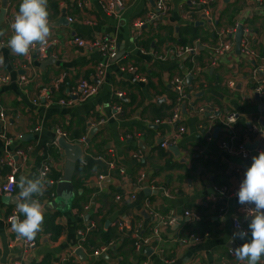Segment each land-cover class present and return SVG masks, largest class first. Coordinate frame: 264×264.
<instances>
[{
    "label": "crops",
    "instance_id": "1",
    "mask_svg": "<svg viewBox=\"0 0 264 264\" xmlns=\"http://www.w3.org/2000/svg\"><path fill=\"white\" fill-rule=\"evenodd\" d=\"M20 3L21 0H8L6 12L0 0V56L4 61L0 75L9 77V82L0 84V108L8 118L7 127L1 132L11 138L6 145L0 137V184L9 169L5 156L17 148L26 152L19 165L17 185L26 177L35 178L36 168L42 162L39 158L53 142L57 129L68 135L69 142L82 146L77 164L84 158L92 162L93 168L86 170L85 179L77 174L75 180L73 175V198L65 212L59 211V203L54 207L56 196L50 200L44 195L38 197L45 208L43 230L27 250L13 242L16 233L11 230L12 221L7 219L11 210L17 209L19 188L8 204L1 201L4 195L0 192V264H12L16 259L24 264H65V259L75 264H191L194 260L205 264H245L230 253L244 241L237 238L230 243L229 239L238 232L234 219L242 221L250 234L251 218H245L243 206L232 192L239 191L260 147L264 151V85L262 92L256 93L252 76L264 57V0H167L166 12L158 21L150 20L152 0H122L121 6L115 0H48L50 55L46 60L33 58L30 62L28 56L15 55L7 47L13 34L7 22L18 13ZM138 22L140 28L136 27ZM239 24L244 29L243 39L249 40L257 56L239 54L235 31L229 36L231 49L216 56L217 65L212 66L219 31ZM192 27L200 30V36L190 43L197 46L194 54L175 57L173 51L182 46L183 37ZM75 37H105L116 45V53L105 58L87 46H77ZM160 54H166L165 61L156 58ZM100 62L107 66L97 93L72 106L58 104L80 79L95 82ZM130 67L133 69L129 72ZM23 74L28 76L25 83L19 81ZM135 75L146 81H133ZM182 76L187 79L188 97L181 104L179 123L171 124L165 121L172 112V96L176 94L170 81ZM229 80L233 87L228 85ZM47 90L52 94L50 100ZM116 91L123 96L117 98ZM113 105L121 107L117 116H113ZM231 111L242 121L225 130L221 121ZM179 126L185 131L175 137ZM164 138L170 141L169 146L177 147V153L169 146H160L159 141ZM222 141L231 142V147L251 142L257 144V150L248 161L220 149ZM56 146L52 147L54 155L50 157L52 173L59 176L53 191L66 161L65 151ZM138 151L140 159L134 157ZM211 154H217L219 162L227 165L226 186H220L226 188L223 194L215 192L214 186L221 173L212 166H204ZM142 173L145 177L139 180ZM100 174L106 177L98 186ZM72 203L89 208L78 213ZM187 209L198 210L196 223L184 216ZM55 211L56 224L62 226L57 240L47 229L48 217ZM169 216L177 217V223L163 224L162 220ZM118 219L132 221L151 238V243L133 252L124 245V255L110 252L108 246L96 256L86 245L87 239L84 244L79 242L78 230L93 224L94 232L87 238L100 242L102 238L96 229L113 226ZM117 242L115 246L120 244ZM258 264H264V257Z\"/></svg>",
    "mask_w": 264,
    "mask_h": 264
},
{
    "label": "built area",
    "instance_id": "2",
    "mask_svg": "<svg viewBox=\"0 0 264 264\" xmlns=\"http://www.w3.org/2000/svg\"><path fill=\"white\" fill-rule=\"evenodd\" d=\"M116 4L118 6L122 5V0H115ZM153 2V9L152 11L149 13L150 15V20H155L158 21L160 20L164 13L166 12L167 9V0H152ZM113 8V7H111ZM205 17H207L208 22L212 23V19L210 18V15L208 14V11L204 12ZM14 18H12L10 21L7 22V27L9 30H11V23L13 22ZM68 20L71 22L72 18L68 17ZM138 28L141 27L140 22H138L136 24ZM242 26V25H241ZM243 27V26H242ZM237 30V27L235 28V26H233L232 28H227V30H221L219 31V39L217 41L216 46L213 48V55L214 57L212 58V66L217 65V60H216V56L219 55H223L226 54L228 52L229 49H231L232 47V43L231 40L229 39V36L235 32ZM12 31V30H11ZM243 33H244V29H243ZM137 35H133V41L134 44L137 43ZM244 36V35H243ZM74 42L77 44V46L82 47V46H87L89 49L96 51L97 53L105 56V58H112L115 53H116V45L113 43V41H111L110 39H107L105 37H93L90 39H85V38H80V37H75L74 38ZM52 44V41H49V45L45 48H39V46H37L36 48H34L30 54L28 55L29 57V62L31 61V59H38V60H46L50 53V46ZM197 46L196 44H191V45H185V46H181L179 48H176L173 53L174 56L179 57V58H184L185 56H188L189 54L195 52ZM241 53H243L245 56L249 57V58H255L257 56V53L254 52L251 48V44L249 42L248 39H243L242 38V44H241ZM52 56V53H51ZM55 58V56H53ZM166 54H160L157 55L156 58H158L161 61H165L166 59ZM188 58V57H187ZM186 58V59H187ZM262 61L261 63H258L259 65L255 66V69H253V80L255 81V86H254V91L256 93H261L263 90V85H264V79H263V71H264V57L261 58ZM107 64H102V62H100L99 64H97L96 67V73H95V78H97V80L95 82H89L86 79H80L75 86L71 87L67 93H66V98H60L58 100V104L60 105H65V106H72L74 104H78L81 103L83 101H85L86 99L90 98L91 96L95 95L98 91V87H99V82L101 81V78L104 77L105 75V68H106ZM132 67H130L128 69V71H132ZM24 76H19V81L21 83H25L28 80V76L23 74ZM189 75H191V71L189 72ZM9 77L7 75H0V84L1 83H6L9 82ZM140 81V82H145L146 79L143 76H138L135 75L133 81ZM174 91L177 94V100L176 102L173 104L172 107V112L170 114V116L168 118L165 119V121L167 120V122L171 123V124H177L180 121V117H181V104L182 102L187 99V92H186V86H187V79L182 77H173L170 81ZM228 85H230L231 87H233L234 83L230 80L228 82ZM46 92V97L50 100L52 99V94L51 91L47 90ZM115 96L118 98H121L123 96V93L121 91H116L115 92ZM113 116H117L120 111H121V107L118 105H113ZM215 113H213L212 111V115H214ZM236 118H237V114L235 112H231L229 114L226 115L224 122H222V127L225 130H229L232 128V124L234 122H236ZM156 123H160L159 121H156ZM8 124V118H7V112H5V110L3 108H0V137L3 139L4 143L6 145L10 144L11 142V138H9L8 136H6V134H4V132H1V130H5ZM255 131L259 132V134H263V132L261 130H256ZM185 131V128L182 126H179L177 134L175 135V137H178L179 135H181L183 132ZM68 135L60 130L57 129L55 130V137L53 139V144L57 145V141L59 138H65ZM130 137V136H128ZM210 139L211 136H210ZM231 143V142H229ZM251 143V142H248ZM170 141L167 138H164L163 142L160 144V146L164 149H166L169 145H170ZM232 145H228L226 141H222L219 143V148L223 149V150H228L230 153L232 154H237L240 155L242 158H246L248 159V161L251 160L252 158V152L257 150V148H255L254 150H249L247 148H245V144H239L235 147H231ZM262 151V149L258 150L257 153L259 154ZM14 156H16V159H14ZM26 157V152L24 149L22 148H17L15 149L12 153H9L5 156V165H7V167L9 168L8 171L6 172L3 181L0 184V192L1 194H3L4 196H12L15 194L16 190H17V173L19 170V165L25 160ZM134 157H136L137 159L141 158L140 152L138 151L137 153L134 154ZM18 158H21V160H19ZM86 159H82L80 161L81 165H85L86 164ZM112 168V166H110ZM51 169H52V161L49 158H45L42 160V162L40 163V165L36 168V176L40 177L41 175H43V177L48 181L46 188L49 187L50 189V193L48 194H43L45 198H48L49 200L52 199L55 196V193L53 191V183L54 180H52L50 178V173H51ZM106 175L105 174H100L97 175V185L101 186L103 180L105 179ZM145 177V175L142 173L139 176V180H142ZM226 191V188L224 187H217L215 189V192L223 194ZM236 191H233L232 194H234V196H237ZM117 199L120 198L119 196L116 197ZM211 198L213 200H215V196H211ZM243 206V210H244V214H245V218L246 219H250V217L247 216V210L249 208L254 207V205H242ZM89 208V205L84 206V209L87 210ZM13 216H17L20 220H23L24 218H21L20 213L17 212V209H13L11 210V212L7 215V219L12 221V217ZM184 216L188 217V218H192V219H197L198 215L194 212L188 211L186 210L184 212ZM246 219H244V221H246ZM178 219L175 216H169L168 218H166L165 220L163 219L162 222L163 224H165L166 226H171L175 223H177ZM115 224L117 225L118 229L123 232L124 230L126 231H130L131 232V237L135 239V250L136 251H141L143 247H145L146 245H149L151 243V238L149 237H142L140 232H139V227H136V225H131L130 221L128 219L126 220H120L118 219L117 222H115ZM233 225L234 228L237 231L240 230H244L246 231V229L243 227L242 225V221H240L239 219H234L233 220ZM94 225L90 224L88 226H86L84 229H80L78 230V236H79V242L81 244H84L86 242V239L90 233V231L93 229ZM155 235H158V230L154 231ZM192 237V236H191ZM13 242L18 245L22 250H27L30 247L34 246V242H28L25 241L23 238H18L17 234H15V236L13 237ZM108 249V246H101L100 248L96 249L93 252V255H100L102 252H105ZM230 253H232V251H230ZM233 254V253H232ZM12 264H24V262L21 259H16L13 260ZM65 264H72V262L70 263V260L65 259ZM191 264H205L202 261L199 260H194L191 262Z\"/></svg>",
    "mask_w": 264,
    "mask_h": 264
},
{
    "label": "clouds",
    "instance_id": "3",
    "mask_svg": "<svg viewBox=\"0 0 264 264\" xmlns=\"http://www.w3.org/2000/svg\"><path fill=\"white\" fill-rule=\"evenodd\" d=\"M49 15L48 0H21L19 11L10 25L13 34L7 41V47L13 54L28 56L37 46L42 49L49 45L52 35ZM3 62V57L0 56V65H3ZM252 160L237 193L239 204L254 205L247 210V216L251 218L248 225L251 238L248 239L247 230H240L234 232L229 239L230 243L237 238L246 240L240 247L230 250L238 261L245 264H258L264 257V151L254 156ZM47 183L43 175L35 178L26 177L19 181L16 208L24 219L20 220L17 216L11 218V230L18 238L31 242L42 232L45 208L40 200L34 197L44 194Z\"/></svg>",
    "mask_w": 264,
    "mask_h": 264
},
{
    "label": "trees",
    "instance_id": "4",
    "mask_svg": "<svg viewBox=\"0 0 264 264\" xmlns=\"http://www.w3.org/2000/svg\"><path fill=\"white\" fill-rule=\"evenodd\" d=\"M56 7H57V2L55 3V6H54V11H56L55 9H56ZM48 11L50 12V8L48 7ZM218 26V25H217ZM200 36V30H199V28H194V27H192V28H189L188 29V31H187V33H186V36L185 37H183V41H181V45L182 46H184L185 44L187 45V44H190V43H192L194 40H196L198 37ZM141 44H143V43H141ZM144 45H146V44H144ZM191 45V44H190ZM188 88V87H187ZM176 93V92H175ZM172 98H173V103H175L176 102V100H177V94H173V96H172ZM231 112H234V111H231ZM231 112H229V113H231ZM229 113H225V116H224V120H225V117H226V115L227 114H229ZM236 113V112H235ZM163 113H161V115H162ZM237 114V113H236ZM168 114H166V116H167ZM170 116V115H169ZM218 116V115H217ZM217 116H216V118H217ZM215 118V119H216ZM224 120H222L221 121V123L222 122H224ZM242 121V119H241V117L240 116H238L237 115V118H236V122H234L233 124H232V126L233 127H235L236 125V123L237 122H241ZM79 138V137H78ZM75 139H77V138H75ZM221 140H225V139H221ZM220 140V141H221ZM229 144V143H228ZM52 147H57L55 144H53V143H50V146L49 147H47V149H45L44 150V153L42 154V157H40L39 159H40V161H42L43 159H45V158H49L50 160H51V155H54V154H51V152L53 151V153H54V150H52L51 151V149H52ZM219 156L217 155V154H211V157L210 158H208V159H206L205 161V163H204V166L205 167H209V166H212V167H214L218 172H220L221 173V179H218V180H215V183H214V186H216V187H220V186H226V180H227V174H226V170H227V165L226 164H221L220 162H219ZM86 161V164L85 165H80L79 163L76 165V168H75V172H74V179L76 180V177H77V174L80 176V177H82V179H85V178H87V176H86V170H91L93 167V164H92V162L90 161V160H88V159H86L85 160ZM89 172V171H88ZM50 178L52 179V180H54V181H56L57 179H58V177L59 176H57V174H55L54 173V171H53V173H52V170H51V173H50ZM98 190V188H96V191ZM44 193L45 194H48V193H50V189H49V187H47L46 189H45V191H44ZM34 198H38V197H34ZM39 199V198H38ZM40 200V199H39ZM221 205V204H220ZM219 205V206H220ZM71 206L72 207H76L77 209H78V213H80L81 211H82V209H83V207H81V206H78L77 204H75V203H72L71 204ZM83 206V205H82ZM219 206H216L217 207V210H218V207ZM84 210V209H83ZM188 210V209H187ZM190 210V209H189ZM196 211H198L197 209H196ZM196 211H192V212H194V213H196L197 215H198V213L199 212H196ZM20 216H21V218H24L23 217V215L22 214H20ZM56 216H57V213H56V211L52 214V215H50L49 217H48V223H47V229L48 230H52V232H51V237L54 239V240H57L58 239V236L61 234V232H62V226H59L58 224H56L57 222H56ZM198 218H199V215H198ZM197 218V219H198ZM103 219V218H102ZM102 221V220H101ZM197 221H196V219L192 222V223H196ZM51 224V225H50ZM130 224L131 225H133V222L131 221L130 222ZM50 226H51V228H50ZM46 229V228H45ZM98 229V230H97ZM96 229V232H98V234H99V237H101L102 239H101V241L100 242H95V241H92V240H90V238H87V246H90L91 248H92V254H93V252L96 250V249H98V248H100L101 246H109V250H110V252H115V254H123L124 255V252H123V246L124 245H128L129 246V248H130V250L133 252V250H135V239L134 238H132L131 237V232L130 231H127V232H121L119 229H118V227H117V225L115 224V225H113V226H109V227H107V228H105V229H99V228H97ZM91 233H93L94 232V230L92 229L91 231H90ZM140 232V234H141V236L142 237H147V236H145L144 234H142V232L141 231H139ZM192 236H194V235H192ZM194 237H196V236H194ZM250 238H251V233L250 234H248V239L250 240ZM118 240V242L117 243H120L118 246H115V241H117ZM242 241H244V242H246V240H243L242 239ZM112 243V244H111ZM136 251V250H135ZM70 263H71V260H70ZM72 264H75L74 262L72 263Z\"/></svg>",
    "mask_w": 264,
    "mask_h": 264
},
{
    "label": "water",
    "instance_id": "5",
    "mask_svg": "<svg viewBox=\"0 0 264 264\" xmlns=\"http://www.w3.org/2000/svg\"><path fill=\"white\" fill-rule=\"evenodd\" d=\"M7 1L8 0H2V8L4 11L5 8L7 7ZM2 17H3V11L0 14V20H2ZM243 35H244L243 27L241 26V24H239L237 26L236 35H235L236 49L239 52V54H241V44H242ZM57 145L65 151L66 161H65L63 175L61 176L60 180L57 182L55 186L54 193L56 199L54 200L53 205L54 207H56L57 204L59 203L61 206L59 208V211L65 212L69 206L71 199L73 198L74 189H73L72 178L77 165V161L82 156V146L76 142L73 143L69 142L66 138H59L57 141ZM256 146L257 144L255 145L246 144L245 148L249 150H254ZM169 149L177 153L176 146H170ZM10 200L11 198L9 196L1 197V201L4 202L5 204H8ZM146 250L148 251V253H151L150 249H145V251Z\"/></svg>",
    "mask_w": 264,
    "mask_h": 264
},
{
    "label": "rangeland",
    "instance_id": "6",
    "mask_svg": "<svg viewBox=\"0 0 264 264\" xmlns=\"http://www.w3.org/2000/svg\"><path fill=\"white\" fill-rule=\"evenodd\" d=\"M66 139L68 138V136L67 137H65ZM236 192H238L237 190H235ZM244 227V226H243ZM245 229H246V226L244 227Z\"/></svg>",
    "mask_w": 264,
    "mask_h": 264
},
{
    "label": "flooded vegetation",
    "instance_id": "7",
    "mask_svg": "<svg viewBox=\"0 0 264 264\" xmlns=\"http://www.w3.org/2000/svg\"><path fill=\"white\" fill-rule=\"evenodd\" d=\"M7 9H8V8H5V11H6V12H7Z\"/></svg>",
    "mask_w": 264,
    "mask_h": 264
}]
</instances>
